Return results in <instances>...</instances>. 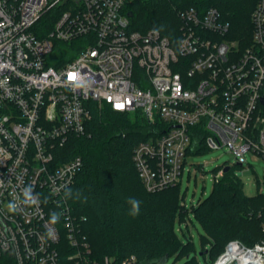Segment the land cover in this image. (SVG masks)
I'll return each instance as SVG.
<instances>
[{
	"label": "built area",
	"instance_id": "obj_1",
	"mask_svg": "<svg viewBox=\"0 0 264 264\" xmlns=\"http://www.w3.org/2000/svg\"><path fill=\"white\" fill-rule=\"evenodd\" d=\"M133 1L0 0V260L113 264L93 257L65 195L82 158L57 164L54 153L85 133L92 102L140 112L157 130L168 125L133 151L150 192L181 182L188 151L201 140L230 148L241 164L247 151L264 157V0H256L244 43L215 6L180 8L177 40L132 30ZM57 5L52 28L39 36L37 24ZM74 42L66 62L48 61L58 44ZM231 245L257 251L264 264L263 242Z\"/></svg>",
	"mask_w": 264,
	"mask_h": 264
},
{
	"label": "trees",
	"instance_id": "obj_2",
	"mask_svg": "<svg viewBox=\"0 0 264 264\" xmlns=\"http://www.w3.org/2000/svg\"><path fill=\"white\" fill-rule=\"evenodd\" d=\"M255 3L256 0H135L127 5V12L131 13L132 30L144 32L155 28L177 40L180 8L194 4L215 6L230 21L234 38L244 43L252 36L250 16ZM62 8L63 5H57L44 15L37 24L39 36L52 28ZM78 44H67L65 48L68 50ZM91 113L85 133L69 136L54 153L57 164L76 157L83 160L65 195L80 219L81 233L90 243L93 257L101 261L110 256L113 264H121L131 257H135L138 264H168L171 257L184 259L182 264H201L197 252L193 254L195 246L190 238L184 244L176 230L177 215L182 223L187 222L189 213L181 202V182L150 192L133 161L135 146L157 133L162 134L168 125L158 123L164 128L157 130L140 112L115 111L109 104L99 107L92 102ZM208 150L210 148L201 140L190 147L188 154ZM225 167L218 168L217 173ZM238 168L237 163L224 172L215 180L210 195L192 208L207 235V238L202 237L203 244L206 241L211 244L201 253L206 264H213L233 240L249 247L264 243V191L247 195L243 180L236 174ZM133 201H140L138 211ZM0 264L17 263L6 255Z\"/></svg>",
	"mask_w": 264,
	"mask_h": 264
},
{
	"label": "rangeland",
	"instance_id": "obj_3",
	"mask_svg": "<svg viewBox=\"0 0 264 264\" xmlns=\"http://www.w3.org/2000/svg\"><path fill=\"white\" fill-rule=\"evenodd\" d=\"M66 45L67 43L58 44L55 50L48 55V61L52 64L66 62L67 58L64 56L68 53L65 48ZM245 158L244 164L240 165V168L236 170V174L243 180L246 194L252 196L259 191H264V157L253 151H247ZM186 159L187 164L180 185V198L189 213L186 217L187 222L182 223L178 221L180 216L177 215L176 230L184 244L188 243L190 238L195 246L193 254L196 251L200 263L206 264L205 256L201 253L204 251V247L208 249L211 244L209 241L203 244L202 237L207 238V235L204 232L202 223L195 217L192 208L200 200L210 195L214 188L218 168L227 165L233 166L239 161L236 154L226 146L201 153L191 152ZM185 233H188L189 237L185 236ZM227 247L228 244L222 255L226 252ZM183 261L184 259L176 260V258L171 257L167 263L182 264ZM217 261L218 259L213 264H216Z\"/></svg>",
	"mask_w": 264,
	"mask_h": 264
},
{
	"label": "bare ground",
	"instance_id": "obj_4",
	"mask_svg": "<svg viewBox=\"0 0 264 264\" xmlns=\"http://www.w3.org/2000/svg\"><path fill=\"white\" fill-rule=\"evenodd\" d=\"M262 264L257 251H247L236 245L228 247L226 252L218 259L216 264Z\"/></svg>",
	"mask_w": 264,
	"mask_h": 264
},
{
	"label": "clouds",
	"instance_id": "obj_5",
	"mask_svg": "<svg viewBox=\"0 0 264 264\" xmlns=\"http://www.w3.org/2000/svg\"><path fill=\"white\" fill-rule=\"evenodd\" d=\"M76 76L75 74H69L68 75V80H75ZM140 201H133L134 204V208H137L138 211V205H139ZM9 208L11 211H15V206L14 205H9ZM133 215H136V213L134 212Z\"/></svg>",
	"mask_w": 264,
	"mask_h": 264
},
{
	"label": "water",
	"instance_id": "obj_6",
	"mask_svg": "<svg viewBox=\"0 0 264 264\" xmlns=\"http://www.w3.org/2000/svg\"><path fill=\"white\" fill-rule=\"evenodd\" d=\"M262 102L264 103V95H263V97H262ZM238 164L241 165L240 162H238ZM230 167H231V165H227V166L225 167V169H224V172L228 171V170L230 169ZM206 251H207V250H206ZM218 259H219V258H218ZM233 264H237V263H233Z\"/></svg>",
	"mask_w": 264,
	"mask_h": 264
}]
</instances>
